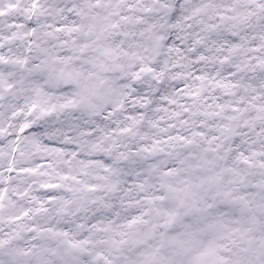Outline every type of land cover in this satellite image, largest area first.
<instances>
[{
	"label": "snow or ice",
	"instance_id": "1",
	"mask_svg": "<svg viewBox=\"0 0 264 264\" xmlns=\"http://www.w3.org/2000/svg\"><path fill=\"white\" fill-rule=\"evenodd\" d=\"M0 264H264V0H0Z\"/></svg>",
	"mask_w": 264,
	"mask_h": 264
}]
</instances>
